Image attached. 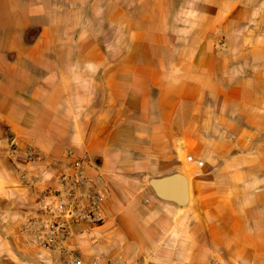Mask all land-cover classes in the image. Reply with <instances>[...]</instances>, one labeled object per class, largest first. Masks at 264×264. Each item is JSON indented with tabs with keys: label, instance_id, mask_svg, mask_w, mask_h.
I'll return each mask as SVG.
<instances>
[{
	"label": "crops",
	"instance_id": "1",
	"mask_svg": "<svg viewBox=\"0 0 264 264\" xmlns=\"http://www.w3.org/2000/svg\"><path fill=\"white\" fill-rule=\"evenodd\" d=\"M70 150L85 264H264V0H0V264H62L21 228Z\"/></svg>",
	"mask_w": 264,
	"mask_h": 264
},
{
	"label": "built area",
	"instance_id": "2",
	"mask_svg": "<svg viewBox=\"0 0 264 264\" xmlns=\"http://www.w3.org/2000/svg\"><path fill=\"white\" fill-rule=\"evenodd\" d=\"M9 156L18 163L33 164L43 159V154L33 148L22 149L13 144ZM71 159L68 172L56 179L40 199V217L30 219L21 228V234L30 245L38 246L46 252H56L65 264H85L72 246L73 227L83 221L100 224L102 219L98 208L103 194L94 180L86 175L90 163L87 154L68 151ZM193 162L194 158L189 157ZM203 166L202 162L198 163ZM105 264H159L149 259L110 258ZM176 264V263H171ZM207 264H224L212 260Z\"/></svg>",
	"mask_w": 264,
	"mask_h": 264
},
{
	"label": "water",
	"instance_id": "3",
	"mask_svg": "<svg viewBox=\"0 0 264 264\" xmlns=\"http://www.w3.org/2000/svg\"><path fill=\"white\" fill-rule=\"evenodd\" d=\"M164 180H165V182H169V183H171L173 179L168 178V179H164ZM157 185H158L157 181H154V182L152 183V186H153L156 190H157ZM184 188H185V190H187V185H186V183H184ZM165 198H167L168 200H172V198H171L170 196H169V197H165Z\"/></svg>",
	"mask_w": 264,
	"mask_h": 264
},
{
	"label": "rangeland",
	"instance_id": "4",
	"mask_svg": "<svg viewBox=\"0 0 264 264\" xmlns=\"http://www.w3.org/2000/svg\"><path fill=\"white\" fill-rule=\"evenodd\" d=\"M62 260H63V258H62ZM62 264H65V263H64V260L62 261Z\"/></svg>",
	"mask_w": 264,
	"mask_h": 264
}]
</instances>
